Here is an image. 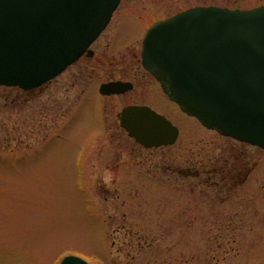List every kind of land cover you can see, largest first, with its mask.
Wrapping results in <instances>:
<instances>
[{"label":"rangeland","instance_id":"374dc122","mask_svg":"<svg viewBox=\"0 0 264 264\" xmlns=\"http://www.w3.org/2000/svg\"><path fill=\"white\" fill-rule=\"evenodd\" d=\"M211 5L248 9L264 0H122L89 48L94 55L80 58L49 88L0 87V259L6 264H33L43 255L57 264L69 254L89 264H264V150L205 129L162 96L151 76L143 91L99 95L109 79L145 74L139 51L154 22ZM130 103L164 113L180 130L177 142L149 150L135 145L119 128L118 114ZM229 156L249 162L243 187L220 191L168 169L193 157Z\"/></svg>","mask_w":264,"mask_h":264},{"label":"water","instance_id":"95a60500","mask_svg":"<svg viewBox=\"0 0 264 264\" xmlns=\"http://www.w3.org/2000/svg\"><path fill=\"white\" fill-rule=\"evenodd\" d=\"M122 0H0V87L30 91L62 74L110 23ZM143 67L187 115L220 135L264 150V5L195 6L153 23ZM123 81L100 93L131 91ZM120 125L145 148L174 145L179 129L149 106L131 105ZM60 264H89L68 255Z\"/></svg>","mask_w":264,"mask_h":264},{"label":"flooded vegetation","instance_id":"af4514ba","mask_svg":"<svg viewBox=\"0 0 264 264\" xmlns=\"http://www.w3.org/2000/svg\"><path fill=\"white\" fill-rule=\"evenodd\" d=\"M125 37V39L126 40H132L133 38H132V36H124ZM142 40H143V38H142ZM118 42V44L117 45H121L122 43H124V41L121 39V37L120 38H118V40H117ZM124 45V44H123ZM92 48V47H91ZM140 53H139V56H140V58H139V63L142 65V68L145 70V74H143V76L142 77H135V78H114V79H109V80H107V81H105V82H103V83H108V82H113V81H123V82H129V83H131L132 84V87H133V89L131 90V91H128V92H126V93H123V94H120V95H114V96H121V95H125V94H127V93H130V92H132V91H134V90H139V88L141 89V91H143V89L145 88V85H147V83H146V75H148V76H151V77H153L154 79H155V81H156V83H157V85L159 86V89L161 88V90H162V92H163V95L162 96H164L169 102H171L172 104H174V105H176L174 102H172L169 98H168V96L164 93V91H163V89H162V86H161V84L156 80V78L150 73V72H148L144 67H143V64H142V58H141V52H142V41H141V49H140V51H139ZM134 56L136 57L137 56V54H134ZM83 57H88V54H85ZM57 79V78H56ZM56 79H54V81L56 80ZM51 82H53V80L52 81H50L49 83H47L46 84V86H48V88H49V84L51 83ZM103 83H101V84H103ZM74 84V83H73ZM100 84V85H101ZM99 88H100V86H99ZM38 89H40V88H38ZM37 89H35V91H36ZM34 90H32V92H33ZM31 92V91H30ZM86 91L85 90H83L80 94H79V96H78V98H77V100H79L80 102L81 101H83L84 100V98L86 97V93H85ZM99 95H101L102 97H111L110 95H103V94H100L99 93ZM100 102H102L100 99H98V105L100 104ZM131 105H141V106H149V107H151L153 110H155V111H157L158 113H160V114H162V115H164V116H166L164 113H162V112H160V111H158L155 107H153L151 104H149V103H130V104H127L126 106H124L123 108H125V107H127V106H131ZM177 106V105H176ZM100 108H101V106H100ZM122 108V109H123ZM102 109V108H101ZM122 109H121V111H122ZM101 117L103 116V112L101 111ZM120 114V113H119ZM119 114H118V119H119V123H120V118H119ZM167 117V116H166ZM168 118V117H167ZM192 118V117H191ZM169 119V118H168ZM170 120V119H169ZM171 121V120H170ZM173 123V122H172ZM174 124V123H173ZM120 125V124H119ZM175 125V124H174ZM120 129H122L123 130V132L125 133V135H127V137H129L131 140H132V142H134L135 143V145H137V146H139V147H141V148H143V149H148L149 150V148H145L144 146H142L140 143H138L135 139H133V138H131L129 135H128V133L121 127V125H120V127H119ZM180 131V130H179ZM102 132H103V130H102ZM102 136V133L100 134V135H98L95 139H98V138H100ZM96 142V141H95ZM94 143L92 142V144H89V146L91 147L92 145H93ZM166 147H168V146H163V147H159V148H150V149H160V148H166ZM195 159V161H193V162H189V164H187L186 166H181V164L182 163H179L178 165H176V166H174V165H171L168 169H170V168H172L173 169V171H174V173L175 174H177V176H179L180 177V175L181 174H187V173H192L193 174V176H194V178L196 179V178H203V181H210V183H208V182H206L203 186L205 187V186H207V184H215V186H216V188L217 189H219L220 191H224V176H222L223 177V179H222V177H220L219 179H215V180H212V178L213 177H211V175L209 174V171H210V168L208 169V167H210L209 166V164H211V158L209 159V160H207L206 162H198L197 161V158H195V157H193L192 158V160H194ZM198 163H201V164H198ZM207 164V165H206ZM201 166H204L203 168H201ZM162 169H164V167H162ZM201 184V183H200ZM209 185V186H210ZM65 257V256H64ZM63 257V258H64ZM63 258H61V260L57 263V264H60L61 263V261H62V259ZM8 259H11V258H8ZM0 264H6L5 263V258H3V259H0ZM7 264H11V262H10V260H9V262L7 263ZM33 264H52V258H51V256H46V255H43V257H41V258H38V259H36V260H34V262H33Z\"/></svg>","mask_w":264,"mask_h":264},{"label":"trees","instance_id":"16d2710c","mask_svg":"<svg viewBox=\"0 0 264 264\" xmlns=\"http://www.w3.org/2000/svg\"><path fill=\"white\" fill-rule=\"evenodd\" d=\"M248 165L249 162L246 159L239 160V158L235 159L234 156L226 157L221 161L211 159L209 174L213 177L212 180L224 176V189L243 187L247 183L251 173ZM209 185L207 184V186ZM212 186L217 189L214 183L210 185V187Z\"/></svg>","mask_w":264,"mask_h":264}]
</instances>
